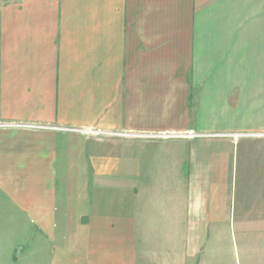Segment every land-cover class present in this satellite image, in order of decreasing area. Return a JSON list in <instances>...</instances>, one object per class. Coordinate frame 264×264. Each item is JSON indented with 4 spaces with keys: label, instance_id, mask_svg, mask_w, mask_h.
Returning <instances> with one entry per match:
<instances>
[{
    "label": "crops",
    "instance_id": "1",
    "mask_svg": "<svg viewBox=\"0 0 264 264\" xmlns=\"http://www.w3.org/2000/svg\"><path fill=\"white\" fill-rule=\"evenodd\" d=\"M262 134L264 0H0V194L53 264H264Z\"/></svg>",
    "mask_w": 264,
    "mask_h": 264
},
{
    "label": "rangeland",
    "instance_id": "2",
    "mask_svg": "<svg viewBox=\"0 0 264 264\" xmlns=\"http://www.w3.org/2000/svg\"><path fill=\"white\" fill-rule=\"evenodd\" d=\"M111 137H120V135ZM256 162L260 167L259 170H263L262 175H264V155L257 158ZM3 203L4 200L0 194V264H53L49 255L52 250L49 248V252L47 244L41 242L35 232L34 225H30V222L16 209V216L13 218L14 213L11 211L12 215H10L9 206ZM11 207L14 208V206ZM230 223L228 225L226 221V232H238V230H233L232 220ZM25 232H32V234L29 235ZM26 235L31 236L30 243L26 242Z\"/></svg>",
    "mask_w": 264,
    "mask_h": 264
},
{
    "label": "built area",
    "instance_id": "3",
    "mask_svg": "<svg viewBox=\"0 0 264 264\" xmlns=\"http://www.w3.org/2000/svg\"><path fill=\"white\" fill-rule=\"evenodd\" d=\"M68 131H77V132H80V133H84V134H96V135H103V136H113V135H120V136H129L128 134H119V133H113V132H100V131H90V130H83V129H80V130H70V129H66ZM264 136V134H262ZM167 135H164V134H158L157 137H166ZM186 136L188 137H192L191 134H186Z\"/></svg>",
    "mask_w": 264,
    "mask_h": 264
}]
</instances>
